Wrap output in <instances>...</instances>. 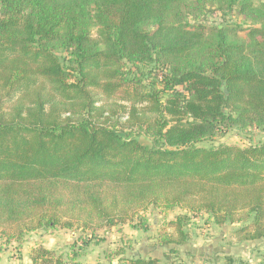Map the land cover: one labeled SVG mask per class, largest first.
Masks as SVG:
<instances>
[{"label": "trees", "instance_id": "16d2710c", "mask_svg": "<svg viewBox=\"0 0 264 264\" xmlns=\"http://www.w3.org/2000/svg\"><path fill=\"white\" fill-rule=\"evenodd\" d=\"M233 130L264 132V0H0L5 244L147 231L150 208L179 210L164 260L126 242L99 264H176L201 215L264 240V141L217 142ZM29 260L68 264L44 245Z\"/></svg>", "mask_w": 264, "mask_h": 264}, {"label": "rangeland", "instance_id": "374dc122", "mask_svg": "<svg viewBox=\"0 0 264 264\" xmlns=\"http://www.w3.org/2000/svg\"><path fill=\"white\" fill-rule=\"evenodd\" d=\"M242 22V19H238ZM244 36V33L241 34ZM127 118L125 115L124 119ZM142 143L150 145L145 137ZM264 141V132L229 131L218 137V143L247 146ZM179 210L162 212L150 208L144 213L147 231L139 230L137 225L127 224L108 232L99 231L94 238L90 235L72 233L64 229H54L46 232L29 234L23 245H7L0 241V264H31L29 251L35 245H44L68 256V264H99L106 261V254L131 242L133 251L128 256L155 257L164 260L166 248H154V237L158 234L165 219H172ZM138 223V221H135ZM140 226V224L138 225ZM234 226L216 227L206 215L192 220L188 226L191 241L180 247V257L174 259L178 264H264V240L236 244ZM82 238H87L86 245ZM82 246V247H81ZM81 247V249H80Z\"/></svg>", "mask_w": 264, "mask_h": 264}]
</instances>
